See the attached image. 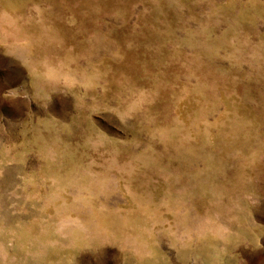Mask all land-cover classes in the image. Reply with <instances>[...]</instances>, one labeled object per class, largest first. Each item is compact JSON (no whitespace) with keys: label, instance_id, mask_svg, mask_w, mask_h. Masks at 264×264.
I'll return each mask as SVG.
<instances>
[{"label":"rangeland","instance_id":"374dc122","mask_svg":"<svg viewBox=\"0 0 264 264\" xmlns=\"http://www.w3.org/2000/svg\"><path fill=\"white\" fill-rule=\"evenodd\" d=\"M0 264H264V0H0Z\"/></svg>","mask_w":264,"mask_h":264}]
</instances>
